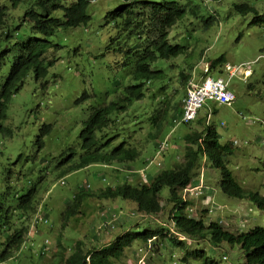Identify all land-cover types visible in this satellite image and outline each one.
<instances>
[{
  "label": "rangeland",
  "instance_id": "1",
  "mask_svg": "<svg viewBox=\"0 0 264 264\" xmlns=\"http://www.w3.org/2000/svg\"><path fill=\"white\" fill-rule=\"evenodd\" d=\"M35 1L21 0L16 7H12L9 0H0V7H5V30L14 34L16 40L42 37L33 33L29 23L22 20L24 10ZM190 1L198 4L200 15L184 18L170 32V42L181 45L183 51L178 52L177 56L157 61L156 68L169 76L165 87L173 86L170 76L178 73L180 66H184L177 64L183 60L194 64L193 68H189L194 82L202 76L203 67L207 65L206 59L218 56H222L225 63L242 66L241 71L244 67L251 68L253 73L243 81L238 73L229 76L222 71L219 75L235 94L231 105L205 99L195 120L189 124L182 123L179 117L174 119L167 126L169 132L165 140L168 148L163 155H156L147 143L132 161L93 163L59 178L54 172H48V168L55 163L54 156L62 149H78L82 121L87 117L90 107L109 101L115 90H121L123 85L130 82L128 73L132 65L129 63L124 66L125 59L117 50L125 42L126 35L124 31L118 34L108 16V13L122 7L121 0H90L87 7L90 20L86 25L58 28L54 36L49 38L58 48L55 50L56 60L49 67L47 76L34 81L30 72L20 89L10 97L4 116L0 117V198L4 195L8 201H13L16 194L26 192L41 178L38 196L43 206L41 214L47 218L51 228L46 236L51 238V242L60 235L65 247L69 248L80 240L85 248H91L110 241L136 223L150 227L165 223L170 205H165L163 214L142 218L131 213L135 208L133 201L120 197H82L77 212L67 218L64 226L62 214L80 189L92 191L106 185L113 186L116 175L120 179L127 175L130 182H144L157 171L169 168L171 164L173 166L182 159V134L201 129L206 123L214 127L221 142L233 143L234 151L227 157V167L238 184L244 189L264 194V24L251 23L253 12H242L236 8V5L246 3L259 14H264V0ZM209 16L216 20L207 25L205 18ZM0 46L5 45L0 42ZM11 62L9 58L0 59V89ZM174 82L178 83L176 78ZM176 86L179 89L181 87L179 83ZM84 93L89 97L76 103L75 99ZM178 95H181V91ZM151 99L145 97L139 102L134 101L130 109L136 106L142 110L147 103H151ZM146 112H134L137 123L126 122L121 133H129L130 125H145ZM43 123L50 124L51 129L48 134H43L42 146L38 148L35 140ZM135 137L143 139L138 134ZM117 140L116 137L112 142ZM153 156L162 164L146 165L145 159ZM199 164L192 174V181L197 183L201 179L203 186L199 193L190 194L192 216L201 217L206 223L221 221V226L227 231H247L255 225L264 226V210L257 208L249 199H238L222 193L217 186L218 169L206 157H202ZM167 191L166 187L161 189L159 198L162 201ZM112 212H119L124 227L119 221L117 224L111 221V217L107 219ZM103 224L108 227L103 228ZM43 237L45 235L40 238ZM179 237L184 239L181 234ZM187 242L188 247L203 248L208 256L220 264H244L243 251L236 245L221 242L218 247H214L200 239H188ZM137 246L134 242L127 247L124 258H120L117 264H135L142 256L145 264H184L181 252L166 243L161 244L159 253L151 254L150 250L144 249L136 256ZM188 264L197 263L190 259Z\"/></svg>",
  "mask_w": 264,
  "mask_h": 264
},
{
  "label": "trees",
  "instance_id": "2",
  "mask_svg": "<svg viewBox=\"0 0 264 264\" xmlns=\"http://www.w3.org/2000/svg\"><path fill=\"white\" fill-rule=\"evenodd\" d=\"M9 1L12 7H16L21 0ZM121 1L122 7L108 13V16L115 24L118 34L125 32V42L119 45L117 50L125 59L123 65H132L128 73L130 82L123 85L121 90L118 89L120 91L115 90L113 98L109 101L90 107L87 117L82 121L78 149H62L54 156L55 163L48 168V172H54L57 178L93 163L132 161L147 143L155 150L156 155H163L168 148L165 140L169 132L167 126L181 116L182 100L190 81L194 79L189 68H193L194 64L185 60L177 63L184 66H180L178 73L170 76V79H173L171 88L165 87L169 76L156 68V65L159 59L165 60L183 51L181 45L170 42V32L184 18H189L190 15L199 16L198 4L190 0ZM89 3L90 0H36L24 10L22 20L29 23L33 33L42 37H30L27 40H16L14 34L5 30V7H0V42L5 45L0 46V59L9 58L12 61L1 84L0 117L4 116L10 97L20 89L27 74L31 72L34 81L47 76L49 67L56 60L55 50L58 48L49 38L54 36L58 28L86 25L90 20L87 12ZM236 8L242 12H253L251 23L264 24V14H259L254 7L242 3L236 5ZM215 20L213 16L205 18L207 25ZM206 60L207 71L203 72L202 76L206 73L212 76L215 73L217 76L224 71L225 62L222 56ZM174 78L181 85L180 89L176 86L178 83L174 82ZM180 91L181 95H178ZM88 97L89 95L84 93L76 98L75 102ZM145 97H153L145 108L140 110L135 106L130 109L134 101L139 102ZM143 110L147 111L143 121L145 125L134 126L137 123L134 112ZM128 121L134 124L130 125V132L121 133ZM188 122L182 123L189 124ZM50 129V124L46 123L39 129L35 140L38 148L42 146V137L45 133L48 134ZM136 134L143 139H137ZM116 137L118 140L113 143ZM181 140L182 159L173 166L171 164L169 168L157 171L148 180V184L130 182L127 175L122 179L116 175L113 186L106 185L96 191L80 189L79 194L73 196L72 204L63 212L66 217L76 213L82 197H120L133 201L135 208L131 213H136L142 218L163 214L165 205H170L165 223L157 227L136 223L132 228H125L108 243L104 242L91 248H85L80 240L69 248L65 247L60 241V235L51 242V238H47L51 228L41 214L43 206L38 196L42 182L40 178L26 192L16 194L13 201H8L4 195L0 198V264H117L120 258H124V250L134 242L136 245L151 247V254L159 253L161 244L166 243L181 252V261L184 264H188L190 259L197 264H220L208 256L203 248L188 247V239H200L214 247H218L221 242L236 245L243 251L244 264H264V226L255 225L247 231H227L221 226V221L212 220L206 223L201 217L192 216V197L181 196V189L192 183V174L199 167L200 159L206 157L219 171L217 186L222 193L229 197L249 199L257 208L264 210V194L242 188L227 167V157L234 151L233 143L221 142L214 127L207 123L201 129L184 132ZM163 141L166 144L161 149ZM173 151L175 152V148ZM153 157L155 160L152 164L158 166V159ZM160 163L162 164L161 161ZM163 187L168 191L162 201L159 193ZM119 224L124 227L122 219ZM107 227L103 224V228ZM179 234L184 239L179 238ZM41 235L45 237L41 239ZM12 261L14 263H11Z\"/></svg>",
  "mask_w": 264,
  "mask_h": 264
},
{
  "label": "built area",
  "instance_id": "3",
  "mask_svg": "<svg viewBox=\"0 0 264 264\" xmlns=\"http://www.w3.org/2000/svg\"><path fill=\"white\" fill-rule=\"evenodd\" d=\"M241 67L225 63L223 69L229 76L238 73L241 74L243 80H245L251 70L242 68L241 71ZM205 71H207L206 65L203 67V72ZM234 97V92L227 87L221 75L212 76L206 73L199 82L190 81V85L186 89L185 97L182 100V113L180 119L182 122L193 120L205 99H210L218 104L229 106L234 100ZM165 144L166 143L163 141L161 149ZM202 186L201 179L196 185H187L181 189V196L183 198L191 197L193 194L199 193Z\"/></svg>",
  "mask_w": 264,
  "mask_h": 264
},
{
  "label": "clouds",
  "instance_id": "4",
  "mask_svg": "<svg viewBox=\"0 0 264 264\" xmlns=\"http://www.w3.org/2000/svg\"><path fill=\"white\" fill-rule=\"evenodd\" d=\"M227 63V62H226ZM245 69H250L251 71H250V73L247 75V76H249V75H251L252 73H253V70L251 69V68H247V67H244ZM241 75V74H240ZM247 76H246V78H247ZM246 78H245V80H243V81H246ZM230 106V105H229ZM157 159V158H156ZM154 160H155V158L154 157H151V158H148L147 160H146V165H149V164H152L153 162H154ZM156 163L159 165V164H161L160 163V160H156ZM141 183H146V184H148V180L147 181H144V182H141ZM198 183V182H197ZM197 183H195V184H189V185H196ZM92 191H96V190H92ZM78 192H80V190L78 191ZM75 193L74 195H76V194H79V193ZM73 195V196H74ZM192 197V196H191ZM209 197V196H208ZM72 215V214H71ZM70 216V215H69ZM68 216V217H69ZM68 217H66V214H62V218H63V222H62V225L64 226L65 225V222H66V220H67V218ZM111 217V221H119L121 218L119 217V212H112L110 215H109V217H107V219L108 218H110ZM44 220L46 221V222H48V220H47V218L44 216ZM124 231V230H123ZM119 233H121V232H119ZM118 233V234H119ZM117 234V235H118ZM116 235V236H117ZM115 236V237H116ZM114 237V238H115ZM113 238V239H114ZM180 238V237H179ZM112 240V239H111ZM110 240V241H111ZM109 242V241H108ZM107 242V243H108ZM143 247V249H140V248H142ZM144 249H147V250H150L151 249V247L150 248H148V247H145L144 246V244H140V245H138L137 246V248L135 249L136 250V256H137V253H141V252H143L144 251ZM151 251V250H150ZM86 260H88V257H86ZM146 263V261H145V259H144V256H142V258H140L139 257V259L137 260V262L135 263V264H145Z\"/></svg>",
  "mask_w": 264,
  "mask_h": 264
},
{
  "label": "crops",
  "instance_id": "5",
  "mask_svg": "<svg viewBox=\"0 0 264 264\" xmlns=\"http://www.w3.org/2000/svg\"><path fill=\"white\" fill-rule=\"evenodd\" d=\"M202 77L199 78L198 82L200 81ZM196 82V81H195ZM197 83V82H196ZM196 182L192 181V184H195Z\"/></svg>",
  "mask_w": 264,
  "mask_h": 264
},
{
  "label": "bare ground",
  "instance_id": "6",
  "mask_svg": "<svg viewBox=\"0 0 264 264\" xmlns=\"http://www.w3.org/2000/svg\"><path fill=\"white\" fill-rule=\"evenodd\" d=\"M202 188V187H201Z\"/></svg>",
  "mask_w": 264,
  "mask_h": 264
}]
</instances>
